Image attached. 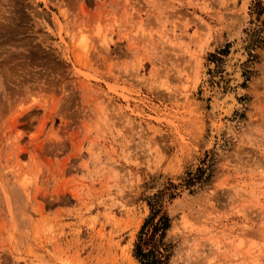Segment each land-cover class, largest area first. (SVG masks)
<instances>
[{"label":"rangeland","instance_id":"rangeland-1","mask_svg":"<svg viewBox=\"0 0 264 264\" xmlns=\"http://www.w3.org/2000/svg\"><path fill=\"white\" fill-rule=\"evenodd\" d=\"M208 165L168 264H264V0H0V264H137Z\"/></svg>","mask_w":264,"mask_h":264},{"label":"trees","instance_id":"trees-1","mask_svg":"<svg viewBox=\"0 0 264 264\" xmlns=\"http://www.w3.org/2000/svg\"><path fill=\"white\" fill-rule=\"evenodd\" d=\"M260 3H257V7ZM259 13L262 11L260 7ZM210 166L195 172H187L181 183L173 185L167 183L165 187L156 191L146 201L148 215L143 220L132 247V257L137 264H168L171 255L172 244L166 242V233L170 228V219L163 206L164 200L173 199L177 187H184L192 192L193 187L200 188L208 182L210 177Z\"/></svg>","mask_w":264,"mask_h":264}]
</instances>
